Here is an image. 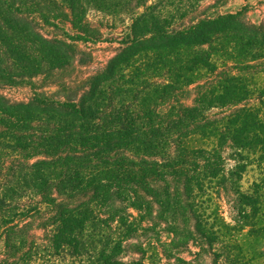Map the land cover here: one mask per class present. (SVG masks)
Listing matches in <instances>:
<instances>
[{"label":"trees","instance_id":"1","mask_svg":"<svg viewBox=\"0 0 264 264\" xmlns=\"http://www.w3.org/2000/svg\"><path fill=\"white\" fill-rule=\"evenodd\" d=\"M205 1L0 0V85L34 87L0 91V264H256L264 20ZM91 8L130 16L120 46L77 100L40 90L103 37Z\"/></svg>","mask_w":264,"mask_h":264},{"label":"rangeland","instance_id":"2","mask_svg":"<svg viewBox=\"0 0 264 264\" xmlns=\"http://www.w3.org/2000/svg\"><path fill=\"white\" fill-rule=\"evenodd\" d=\"M207 6H210L207 8L208 14H224L243 10L246 17L253 22L258 23L264 20V0H207L204 2V7ZM87 17L92 24L100 26L103 37L97 41H78L76 43L77 54L70 65L56 70L47 77L40 75L33 78V82L40 87V90L56 93L63 100L68 98L77 100L85 88L86 79L104 66L108 59L115 54L116 49L120 46V38L125 33V27L131 21L127 13H122L116 20H112L104 12L95 8L88 11ZM108 20L113 24L108 23ZM40 21L41 32L45 35L64 34L63 31L54 27V20H51L52 23ZM112 25L117 27H109ZM63 30L76 33L70 22L64 24ZM114 37L118 39H111ZM0 91L13 100H27L33 95L34 87L26 82L19 84L2 83ZM259 172L260 170L256 166L248 168L242 180L245 188H249L253 181L260 176ZM222 210L228 214V207L225 202H222ZM249 248L255 253L256 264H264V238L258 237L253 240ZM184 255L190 258L187 253Z\"/></svg>","mask_w":264,"mask_h":264}]
</instances>
